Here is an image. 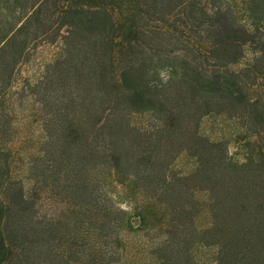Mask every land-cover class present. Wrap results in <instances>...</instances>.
<instances>
[{
  "label": "trees",
  "instance_id": "16d2710c",
  "mask_svg": "<svg viewBox=\"0 0 264 264\" xmlns=\"http://www.w3.org/2000/svg\"><path fill=\"white\" fill-rule=\"evenodd\" d=\"M138 231L154 264H264V0H0V264H128Z\"/></svg>",
  "mask_w": 264,
  "mask_h": 264
},
{
  "label": "rangeland",
  "instance_id": "374dc122",
  "mask_svg": "<svg viewBox=\"0 0 264 264\" xmlns=\"http://www.w3.org/2000/svg\"><path fill=\"white\" fill-rule=\"evenodd\" d=\"M230 1L232 2V0ZM33 72L34 66L29 63L22 70V78L24 76L30 77ZM27 111L30 110L28 109ZM22 114V111H20L19 118L22 116ZM134 121L142 124L146 122V118H143L142 116H135ZM15 126L19 128V131L21 132V135L23 134V136H27L30 134V132H32L33 135H37V126L32 125V122H29L28 120H21L19 123L15 124ZM236 130L237 129L235 128L234 123H232V119H228V117L222 115H207L200 121L199 124L200 135L207 141L213 143L220 142L219 144L223 145L224 149H226L227 157L231 160L233 156L234 158H238L245 154L243 144H241V142L235 143L234 141ZM171 168L174 173L189 174L196 168V163L194 159L188 157L185 153H181L175 158ZM127 192L128 189L120 188L118 189L117 194H119L120 197L118 201L121 208L129 211L130 201H128L126 197ZM196 199L199 201L198 205L200 207L198 221L201 226H206L209 224L207 209L210 196L208 191L202 190L201 192L197 193ZM43 201L44 210L47 213H57L59 211L60 206L49 200L48 197H44ZM154 236V232L147 235L143 231H138L137 233H133L131 236L127 237L125 245L127 247L126 251L128 255V264H154V259L152 257L150 258L149 255L151 250L155 248L157 244H159V240L154 238ZM194 253L197 264H209L214 259L215 249L212 247L206 248L200 246L199 248L194 249Z\"/></svg>",
  "mask_w": 264,
  "mask_h": 264
},
{
  "label": "clouds",
  "instance_id": "9594fccd",
  "mask_svg": "<svg viewBox=\"0 0 264 264\" xmlns=\"http://www.w3.org/2000/svg\"><path fill=\"white\" fill-rule=\"evenodd\" d=\"M163 82H164V83H167V79H165Z\"/></svg>",
  "mask_w": 264,
  "mask_h": 264
}]
</instances>
